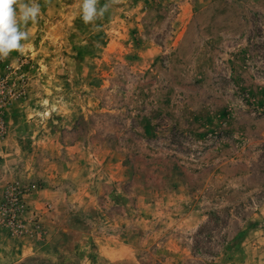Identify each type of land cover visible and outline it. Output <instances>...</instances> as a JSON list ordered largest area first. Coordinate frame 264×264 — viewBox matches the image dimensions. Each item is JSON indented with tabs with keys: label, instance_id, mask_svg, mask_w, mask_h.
I'll list each match as a JSON object with an SVG mask.
<instances>
[{
	"label": "rangeland",
	"instance_id": "374dc122",
	"mask_svg": "<svg viewBox=\"0 0 264 264\" xmlns=\"http://www.w3.org/2000/svg\"><path fill=\"white\" fill-rule=\"evenodd\" d=\"M37 2L0 60V264H264V0Z\"/></svg>",
	"mask_w": 264,
	"mask_h": 264
},
{
	"label": "clouds",
	"instance_id": "9594fccd",
	"mask_svg": "<svg viewBox=\"0 0 264 264\" xmlns=\"http://www.w3.org/2000/svg\"><path fill=\"white\" fill-rule=\"evenodd\" d=\"M99 0H82V20L88 24L100 19L108 10L107 5L98 7ZM41 15L37 0H0V60L13 51L23 52L21 41H27L30 33L22 30L29 21L35 23Z\"/></svg>",
	"mask_w": 264,
	"mask_h": 264
}]
</instances>
